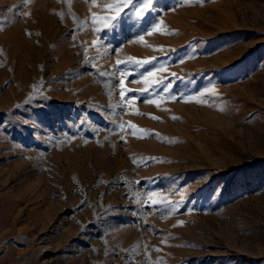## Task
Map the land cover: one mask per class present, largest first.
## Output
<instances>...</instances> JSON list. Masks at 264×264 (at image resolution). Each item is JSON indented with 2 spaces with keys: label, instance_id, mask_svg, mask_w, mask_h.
<instances>
[{
  "label": "rangeland",
  "instance_id": "374dc122",
  "mask_svg": "<svg viewBox=\"0 0 264 264\" xmlns=\"http://www.w3.org/2000/svg\"><path fill=\"white\" fill-rule=\"evenodd\" d=\"M0 264H264V0H0Z\"/></svg>",
  "mask_w": 264,
  "mask_h": 264
},
{
  "label": "snow or ice",
  "instance_id": "6c2138e0",
  "mask_svg": "<svg viewBox=\"0 0 264 264\" xmlns=\"http://www.w3.org/2000/svg\"><path fill=\"white\" fill-rule=\"evenodd\" d=\"M27 2V0H26ZM132 2H135V0H124V3H132ZM124 6V4H121L120 7L122 8ZM107 19H112L114 20L115 18L114 17H108ZM110 26V25H109ZM119 63V62H118ZM137 63H139V61H137ZM121 95H123V93H121Z\"/></svg>",
  "mask_w": 264,
  "mask_h": 264
}]
</instances>
